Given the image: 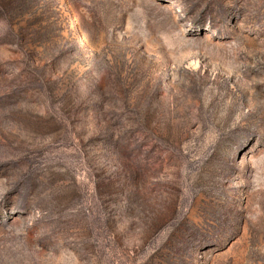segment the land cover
I'll list each match as a JSON object with an SVG mask.
<instances>
[{
    "label": "rangeland",
    "instance_id": "1",
    "mask_svg": "<svg viewBox=\"0 0 264 264\" xmlns=\"http://www.w3.org/2000/svg\"><path fill=\"white\" fill-rule=\"evenodd\" d=\"M0 264H264V0H0Z\"/></svg>",
    "mask_w": 264,
    "mask_h": 264
}]
</instances>
